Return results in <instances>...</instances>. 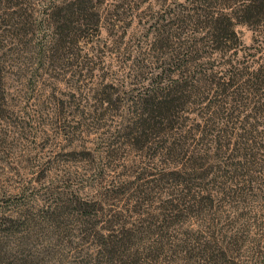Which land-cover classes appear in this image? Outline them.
I'll list each match as a JSON object with an SVG mask.
<instances>
[{
    "label": "trees",
    "instance_id": "16d2710c",
    "mask_svg": "<svg viewBox=\"0 0 264 264\" xmlns=\"http://www.w3.org/2000/svg\"><path fill=\"white\" fill-rule=\"evenodd\" d=\"M105 1L51 0L37 17L30 0H0V107L5 105L10 69L20 74L34 65L27 82L31 85L33 71L56 69L85 57L80 44L88 43L86 30L99 29L109 16L114 23L108 24V32L114 35L113 29L121 28L115 30V42L120 44L129 11L144 1L156 4L147 32L148 53L133 60L131 67L130 77L142 76L146 82L131 96L122 132L133 139L131 145L141 143V149L154 144L149 158L162 160L167 180L176 187L164 190L173 193L142 224L127 227L115 219L101 233L97 231L101 242L93 260L155 264L163 251L201 244L199 251L187 256L188 264H217L219 255L209 244L223 248L222 244L238 243L240 237L218 238L210 222L217 219L221 204L233 208L242 204V181H253L255 139L258 135L264 139V58L248 57L252 54L238 47L241 39L235 30V25H245L254 35L261 32L264 0H180L173 6H166L168 0H112L108 15H103L100 6ZM45 28L49 38L37 40V33ZM255 41L252 38V44ZM109 88H103L106 96L101 100L107 107L114 95ZM191 105L198 108L188 123L182 111ZM65 106V101L58 104L59 113ZM144 193L138 191V197ZM67 201L77 205V212L89 206L72 196ZM187 219L198 228L179 231Z\"/></svg>",
    "mask_w": 264,
    "mask_h": 264
},
{
    "label": "rangeland",
    "instance_id": "374dc122",
    "mask_svg": "<svg viewBox=\"0 0 264 264\" xmlns=\"http://www.w3.org/2000/svg\"><path fill=\"white\" fill-rule=\"evenodd\" d=\"M30 1L37 17L45 3L51 2ZM168 1L166 6H173L180 0ZM111 2L101 4V14L108 15ZM155 10L156 4L144 1L137 10L129 11L122 23L120 44L115 42V30L121 28L115 27L114 35H110L108 24L114 22L108 16L104 26L85 31L88 43L80 44L85 57L56 69L33 71L31 85L27 82L34 65L20 74L9 70L5 105L0 107V264H95L93 257L101 242L97 231L115 219L127 227L140 225L173 193L164 191L176 186L167 180L162 160L149 158L154 144L141 149V143L131 145L133 139L122 132L131 96L146 82L142 76L130 77L131 67L133 60L148 53L147 32ZM259 19L261 32L255 35L249 27L235 25L241 39L238 47L252 58H264V42L260 44L264 40V15ZM49 35L45 28L36 39H48ZM252 38L257 42L252 44ZM108 85L114 95L107 107L101 100ZM61 101L66 102L63 114L58 107ZM196 108L191 105L182 111L188 123H192ZM262 140L259 135L255 139L250 170L253 181H242V204L218 207L216 202L217 219L210 222L211 230H217L218 238L240 237L238 243L222 244L223 248L209 244L219 255L217 264H264ZM140 190L145 192L142 197H138ZM71 196L89 206H81L77 212V205L67 201ZM89 210L88 216L82 215ZM187 220L179 231L198 228ZM200 246L189 244L186 249L163 251L155 264H188L187 256L199 251L196 248Z\"/></svg>",
    "mask_w": 264,
    "mask_h": 264
}]
</instances>
